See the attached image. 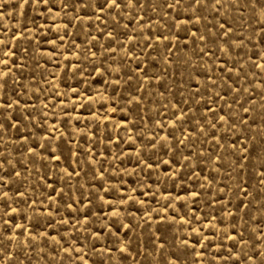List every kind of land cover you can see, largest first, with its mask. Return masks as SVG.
<instances>
[{"label":"rangeland","instance_id":"rangeland-1","mask_svg":"<svg viewBox=\"0 0 264 264\" xmlns=\"http://www.w3.org/2000/svg\"><path fill=\"white\" fill-rule=\"evenodd\" d=\"M0 264H264V0H0Z\"/></svg>","mask_w":264,"mask_h":264},{"label":"snow or ice","instance_id":"snow-or-ice-1","mask_svg":"<svg viewBox=\"0 0 264 264\" xmlns=\"http://www.w3.org/2000/svg\"><path fill=\"white\" fill-rule=\"evenodd\" d=\"M114 2H115V0H114Z\"/></svg>","mask_w":264,"mask_h":264}]
</instances>
